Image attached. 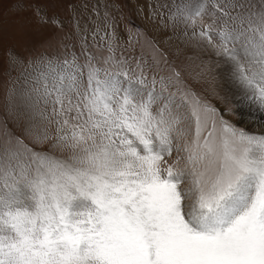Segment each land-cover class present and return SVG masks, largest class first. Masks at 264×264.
Instances as JSON below:
<instances>
[{"label":"snow or ice","instance_id":"obj_1","mask_svg":"<svg viewBox=\"0 0 264 264\" xmlns=\"http://www.w3.org/2000/svg\"><path fill=\"white\" fill-rule=\"evenodd\" d=\"M145 7L200 59L209 95L159 48L119 45L107 12L38 53L9 49L22 71L0 105V264H264V131L250 127L264 128V0Z\"/></svg>","mask_w":264,"mask_h":264},{"label":"rangeland","instance_id":"obj_2","mask_svg":"<svg viewBox=\"0 0 264 264\" xmlns=\"http://www.w3.org/2000/svg\"><path fill=\"white\" fill-rule=\"evenodd\" d=\"M146 3L147 0H27L24 7L17 9L6 0L0 5V105L7 89L20 78L22 71V68L9 69L4 63L9 49L22 56L38 53L44 50L41 46L43 42L50 40L55 43L59 36L74 27L76 21L81 26L92 28L97 22H103L106 12L114 19L116 31L122 37L117 42L119 45L135 54L144 52L148 55L153 48H159L167 55L169 62L182 72L188 83L198 92L209 95V85L193 79L199 71L200 59H190L193 52L185 47L179 35H173L170 28L164 29L146 19ZM36 8H40L49 18L54 17V23L41 25ZM59 25L64 27L61 29ZM209 58L210 54L203 57L205 60ZM222 68V63L214 68L215 88L221 95L231 90V86L220 76ZM212 99L216 103L215 98ZM226 118L235 120L234 116L226 115ZM9 127L13 131H20L14 121L9 122ZM250 127L256 132L264 131L259 124Z\"/></svg>","mask_w":264,"mask_h":264},{"label":"bare ground","instance_id":"obj_3","mask_svg":"<svg viewBox=\"0 0 264 264\" xmlns=\"http://www.w3.org/2000/svg\"><path fill=\"white\" fill-rule=\"evenodd\" d=\"M223 68H224V66H223ZM223 68H222V70H221V73H223ZM220 73V74H221ZM221 76V78L223 77V75H220ZM224 79V78H223ZM228 86H230L228 83H226ZM231 91V90H230Z\"/></svg>","mask_w":264,"mask_h":264}]
</instances>
